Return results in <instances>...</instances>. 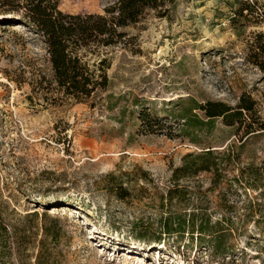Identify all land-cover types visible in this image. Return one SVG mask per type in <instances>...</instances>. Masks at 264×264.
Masks as SVG:
<instances>
[{"label":"rangeland","instance_id":"1","mask_svg":"<svg viewBox=\"0 0 264 264\" xmlns=\"http://www.w3.org/2000/svg\"><path fill=\"white\" fill-rule=\"evenodd\" d=\"M56 1L65 12L102 13L114 0ZM243 2L251 12L236 15ZM168 5L166 16L147 10L124 27L126 45L89 53L90 63L109 62L110 86L94 106L33 93L28 81L45 66L44 46L24 25L0 21V264H264V76L245 58L247 41L264 31V0ZM242 94L255 101L247 119L254 131L215 119L210 132L178 134V114L191 100L235 105ZM143 108L166 119L146 127ZM203 147L214 149L216 184L204 171L188 183L205 192L227 231L224 254L211 257L195 236L185 235L180 252L134 240L131 222L155 219L157 202L138 192L117 200L104 174L129 172V187L154 195L182 155ZM50 217L60 235L44 239L42 253ZM10 225L6 234L1 227Z\"/></svg>","mask_w":264,"mask_h":264},{"label":"trees","instance_id":"2","mask_svg":"<svg viewBox=\"0 0 264 264\" xmlns=\"http://www.w3.org/2000/svg\"><path fill=\"white\" fill-rule=\"evenodd\" d=\"M170 2L114 0L104 7L102 13H70L61 10L56 0H0V21L24 25L44 46L45 66H37L28 81L33 93H40L43 98L53 101L72 98L76 102H90L94 106L101 101V94L110 86L107 75L109 62L106 57L100 56L90 63L87 58L89 53L99 55V49L126 45L128 41L124 39L127 34L124 27L136 23L147 10H154L158 16H166ZM242 4L236 15H242L244 10L248 14L251 12L249 3ZM245 58L264 76V31L254 32L247 41ZM254 105L255 101L247 94H242L235 105L221 100H191L178 114L182 120L178 134L182 131H186L187 136L192 132H210L215 119H221L224 125L236 126L237 129L244 125L247 133H250L254 129L247 119ZM138 119L144 126L152 127L166 119V116L153 115L143 108L138 112ZM214 154L211 147H203L200 151L182 155L180 163L172 167L167 185L157 189L154 195L147 193L145 186L136 189L129 187L127 183L133 179L128 177L124 181L122 178L130 176L129 172L116 174L110 171L104 174L107 182L105 188L117 200H131L138 192L142 196L147 194L157 202L155 206L159 213L155 219L135 217L131 222L130 236L134 240L145 243L149 248L156 244L169 251L180 252L185 235L190 236L191 241L195 236L199 246L207 248L211 257L224 254L227 231L218 227L221 224L218 219H213L205 192L188 183L190 178L204 171L214 173L212 186L216 184L219 174ZM140 177L145 182H151L148 173L142 169ZM25 214L24 217H28L37 213L33 211ZM42 215L45 216V213ZM9 227L15 230L13 225L1 228L9 234ZM115 228L118 230V227L112 230ZM60 230L58 218L50 217L48 224L43 227L42 253L44 239L57 240ZM192 264L201 263L192 261Z\"/></svg>","mask_w":264,"mask_h":264}]
</instances>
